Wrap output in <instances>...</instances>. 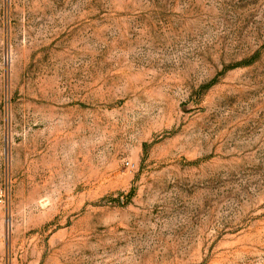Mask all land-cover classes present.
I'll return each mask as SVG.
<instances>
[{
	"label": "rangeland",
	"instance_id": "rangeland-1",
	"mask_svg": "<svg viewBox=\"0 0 264 264\" xmlns=\"http://www.w3.org/2000/svg\"><path fill=\"white\" fill-rule=\"evenodd\" d=\"M0 264H264V0H0Z\"/></svg>",
	"mask_w": 264,
	"mask_h": 264
},
{
	"label": "built area",
	"instance_id": "built-area-1",
	"mask_svg": "<svg viewBox=\"0 0 264 264\" xmlns=\"http://www.w3.org/2000/svg\"><path fill=\"white\" fill-rule=\"evenodd\" d=\"M126 167H130V164L128 162L125 163Z\"/></svg>",
	"mask_w": 264,
	"mask_h": 264
}]
</instances>
